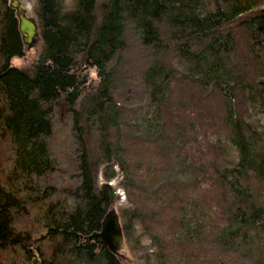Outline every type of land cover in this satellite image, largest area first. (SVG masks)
Masks as SVG:
<instances>
[{
    "label": "trees",
    "instance_id": "1",
    "mask_svg": "<svg viewBox=\"0 0 264 264\" xmlns=\"http://www.w3.org/2000/svg\"><path fill=\"white\" fill-rule=\"evenodd\" d=\"M262 1L37 0L42 50L18 67L0 0V264H126L88 239L117 201L113 161L156 264H264Z\"/></svg>",
    "mask_w": 264,
    "mask_h": 264
},
{
    "label": "rangeland",
    "instance_id": "2",
    "mask_svg": "<svg viewBox=\"0 0 264 264\" xmlns=\"http://www.w3.org/2000/svg\"><path fill=\"white\" fill-rule=\"evenodd\" d=\"M25 2L30 3V8H29V15L36 17L37 14L35 11L36 7V1L37 0H23ZM75 0H63L64 5L67 6H72ZM101 1V0H99ZM262 7H264V1L261 3ZM240 36V35H238ZM246 38V37H245ZM131 40V36L128 38ZM252 40H250L251 42ZM42 38L39 36L34 43V45L31 48H27L25 46L24 49V54L22 56H16L12 59V64L18 67H24L27 65H30L33 61H35L40 54L42 50ZM130 57H131V51H130ZM127 60H129V57L127 55ZM137 63L133 68V76L131 79L134 77V74H136V68H137ZM140 66V65H139ZM138 70V69H137ZM136 71V72H135ZM91 77H95V71L91 69ZM140 84L139 80H134L131 82H128L126 86L123 87V90L125 91V94L123 95L122 92L120 91L121 95L123 98H125L126 105L130 106L131 108H136L137 113L140 111L141 108H143V101L140 99L139 95V89L141 87H138ZM143 110L141 109V112ZM252 112V111H250ZM145 112H142V114ZM258 118L263 117L264 118V113L258 112L257 113ZM143 117H146V114H143ZM137 121L136 123L141 125L140 132L146 131V133H150L152 131V128L150 126L149 118H140V119H135ZM117 162V161H116ZM116 162H112L110 166L113 165V168L117 172V176L115 177L113 184L116 186V194H117V201L110 207L111 209H115L121 220L123 232H124V237H125V244L126 248L121 251L125 258L126 264H156V258L153 254V246L151 245V240L145 233L142 225L140 224L139 221H134L132 222V228H131V209L132 205L131 203L128 202L127 194L125 189L122 186H119V181H120V168L119 165ZM106 164H103L100 168V180L101 183L105 181L104 177V169L106 168ZM111 170V168H109ZM180 175V174H177ZM175 176V174H172L171 177ZM109 208V209H110ZM110 209V210H111ZM125 224L127 225V230H125L124 226ZM147 253H149L150 256V262H147ZM2 254V253H1ZM1 256V255H0ZM32 263V260L29 261V264ZM235 264H247L246 259H240L239 261H236Z\"/></svg>",
    "mask_w": 264,
    "mask_h": 264
},
{
    "label": "water",
    "instance_id": "3",
    "mask_svg": "<svg viewBox=\"0 0 264 264\" xmlns=\"http://www.w3.org/2000/svg\"><path fill=\"white\" fill-rule=\"evenodd\" d=\"M10 6L15 9L19 21V30L27 48H31L39 37V24L36 17L29 15L30 3L23 0H10ZM88 239L99 246H107L112 250L125 249V237L120 216L115 209L109 210L99 231L88 236ZM31 251H33L31 249ZM31 264H40L39 258L34 254Z\"/></svg>",
    "mask_w": 264,
    "mask_h": 264
},
{
    "label": "bare ground",
    "instance_id": "4",
    "mask_svg": "<svg viewBox=\"0 0 264 264\" xmlns=\"http://www.w3.org/2000/svg\"><path fill=\"white\" fill-rule=\"evenodd\" d=\"M65 7H66V8H69L70 6L65 5ZM245 14H247V13H245ZM245 14H244V15H245ZM237 21H238V20H237ZM238 23H240V22L238 21ZM228 27H229V28H234L235 25H233V26H232V25H229ZM231 31L233 32V29H232ZM236 31H237V35H240V36H244V35L247 33V31H246L245 29H243V28H241V29L239 28V29H237ZM140 47H142V48L140 49ZM132 50H133V49H132ZM133 51H134V50H133ZM148 51H149V50H148V47L143 45V46H139V47H138V52H136V54H137V55L145 54V53H148ZM93 70L95 71L94 68H93Z\"/></svg>",
    "mask_w": 264,
    "mask_h": 264
}]
</instances>
